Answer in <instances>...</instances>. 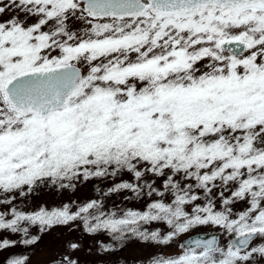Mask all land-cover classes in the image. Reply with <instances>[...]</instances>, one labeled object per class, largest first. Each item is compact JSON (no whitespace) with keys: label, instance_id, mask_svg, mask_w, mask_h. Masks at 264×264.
Segmentation results:
<instances>
[{"label":"snow or ice","instance_id":"6c2138e0","mask_svg":"<svg viewBox=\"0 0 264 264\" xmlns=\"http://www.w3.org/2000/svg\"><path fill=\"white\" fill-rule=\"evenodd\" d=\"M56 228L45 264H264V0H0V251Z\"/></svg>","mask_w":264,"mask_h":264},{"label":"rangeland","instance_id":"374dc122","mask_svg":"<svg viewBox=\"0 0 264 264\" xmlns=\"http://www.w3.org/2000/svg\"><path fill=\"white\" fill-rule=\"evenodd\" d=\"M119 179L130 180L131 177L121 176ZM114 182L115 181L91 180L82 187H79L74 194L65 193L63 195H60L49 189L38 190L36 193L33 194L31 198H29V200L27 201V207H25L24 210L27 211L32 208H38L41 205H45L49 209H51L53 206L60 205L65 202H69L71 200L84 201L90 198H98L95 193V188L101 187L103 189L108 187L110 183H114ZM122 198H123V194H121L120 196H115L112 199H110L107 202V204L110 206H115L121 203ZM146 203L147 201L145 200L142 203H126L125 206L134 209H143L144 204ZM238 207H242V205ZM73 210L75 209L73 208ZM152 227L153 228L163 227V225L154 224L152 225ZM198 231H204V230L200 229ZM67 232H68L67 228H56L53 229L50 234H44L42 236V239L37 245L24 246L21 244H17L16 246L10 247L7 250L0 251V264H6V261L8 259H13L16 257H25V256L29 258V264H45V262L48 261L55 254L61 235L66 234ZM32 234L33 235L37 234L35 229L32 230ZM74 235L76 236L80 235V231L78 228L74 232ZM4 237L14 241H19L20 239L18 235L10 236L7 233H3L2 235H0V239ZM183 238L184 237H181V240ZM101 239L105 243L110 242L105 237H101ZM157 251H164V250H158L155 247L131 243L123 250L122 256L128 259L129 264H132V262L147 261L148 258L151 257ZM167 251L175 252L176 249L173 247L171 249H168ZM88 260L91 262V264H106V261L99 255L89 256Z\"/></svg>","mask_w":264,"mask_h":264},{"label":"water","instance_id":"95a60500","mask_svg":"<svg viewBox=\"0 0 264 264\" xmlns=\"http://www.w3.org/2000/svg\"><path fill=\"white\" fill-rule=\"evenodd\" d=\"M199 233H200V234H203V233H204V231H199ZM183 240H184V238L182 239V241H183Z\"/></svg>","mask_w":264,"mask_h":264}]
</instances>
